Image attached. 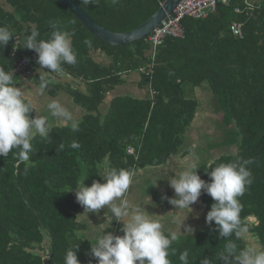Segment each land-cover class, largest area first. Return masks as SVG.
Here are the masks:
<instances>
[{"label": "trees", "instance_id": "16d2710c", "mask_svg": "<svg viewBox=\"0 0 264 264\" xmlns=\"http://www.w3.org/2000/svg\"><path fill=\"white\" fill-rule=\"evenodd\" d=\"M75 1L109 30L127 32L148 19L165 0H98L87 5ZM254 3L256 7L248 9L244 0L220 1L206 18H184V36H167L153 55L147 38L126 45L106 44L57 0H0V26L14 34L6 46H0V66L14 72L19 59L26 57L32 69L25 79L39 83L41 76L48 78V95L64 92L85 112L77 131L70 125H55L49 137L37 135L29 161L20 162L15 150L0 156V264H64L66 251L77 244L81 264H97L92 255L84 253L87 241L78 235L85 224L78 220L82 206L76 202L74 184L81 175L88 176L86 186L93 180L102 183L101 165H107V171H135L161 165L176 155L199 106L197 99L186 96L184 86L204 82L223 111L227 145L235 151L200 162L198 175L208 181L207 172L220 163L254 161L247 166L253 182L238 197L240 217L264 248V2ZM237 6L242 12L234 11ZM51 19H59L65 30L74 32L72 44L78 62L62 65V76L41 69L33 50L18 48L33 27L39 38L47 39ZM233 21L243 23V37L232 34ZM97 51L109 61H97L93 55ZM131 72L139 75L140 87L151 88L153 95L114 96L102 114L100 108L108 94ZM15 75L19 87L25 79ZM30 115L35 117L34 112ZM74 141L78 148L71 147ZM129 146L133 154L127 152ZM70 186L73 191L66 193ZM198 199L207 215L213 199L203 192ZM114 226L110 231L123 235L121 226ZM225 242L213 222L194 235L179 236L172 245L176 255L170 259L172 264H180V252L188 249L192 264H199L203 258H214ZM237 243L248 247L244 238Z\"/></svg>", "mask_w": 264, "mask_h": 264}, {"label": "clouds", "instance_id": "9594fccd", "mask_svg": "<svg viewBox=\"0 0 264 264\" xmlns=\"http://www.w3.org/2000/svg\"><path fill=\"white\" fill-rule=\"evenodd\" d=\"M112 2L117 3L118 0ZM82 3L95 4L98 0H82ZM48 23L51 32L47 39L39 38V31L33 27L18 48L33 50L41 69L47 68V73L62 76V65L74 66L78 62L72 44L74 32L65 30L59 19H51ZM13 37V32L7 26H0V46H6ZM84 43L91 46L90 40ZM15 76L12 70L7 71L0 66V156L7 157L15 150V157L20 162H26L33 152L32 140L37 135L49 137L53 120L70 124L73 131L78 130V123L71 111L58 100H52L46 105L53 119L43 115L31 116L30 113L35 111L34 106L26 99L22 89L17 87ZM49 83L48 78H39V95L46 92ZM71 147L78 148L79 144L74 141ZM252 163V159L220 163L207 172L209 180L206 181L198 175L199 161L194 158L183 170L169 177L168 183L174 190L175 198H162L167 199L175 209L191 212L190 206L198 201L202 192L214 201L207 212L206 223L211 226L214 222L219 237L225 238L226 242L214 258H203L199 264H217V261L223 264H264V249L241 247L237 243L249 231L241 221L242 205L238 197L253 182L252 172L247 167ZM134 175L131 169L111 168L100 175L103 183L93 180L90 186H86L88 176L81 175L74 184L76 202L83 206L84 213H98L100 209L107 208L115 221L122 222L120 231L123 235H115L111 231L95 235V242L91 243V255L97 264H172L170 257L176 255L172 245L179 240L180 234L192 235L195 229L184 225L187 216H174L171 223L178 225L179 232L166 231L161 221L149 214L145 207L133 204L126 194ZM72 191L73 187L70 186L66 193ZM78 248L79 244L66 251L64 264H81L77 255ZM191 255L188 249L180 252V264H192Z\"/></svg>", "mask_w": 264, "mask_h": 264}, {"label": "crops", "instance_id": "0c3cea01", "mask_svg": "<svg viewBox=\"0 0 264 264\" xmlns=\"http://www.w3.org/2000/svg\"><path fill=\"white\" fill-rule=\"evenodd\" d=\"M253 1L255 2L256 0H253ZM93 55L97 61H100V62H108L109 61V57L102 55L99 51L95 52ZM43 74H46V71H43ZM139 81H140V78H139L138 74H134V73H132L131 75L125 74L124 75V82L121 85H118L110 94H108L106 102L104 104H102V106L100 108L101 113L104 114L108 110V103H109L110 99L113 98L114 96L127 95V96H133V97H137V98L147 97L149 95V89L140 87ZM24 82L29 83L28 86L26 87V88H28V89H26V91L29 90L30 94H32L30 92V91H32L34 93V95H38L42 99L39 102L40 103L39 108L41 111L39 113H36V114L34 111V116H37V115L49 116V119H51L50 115L47 111V108H46L47 103L51 102L52 100H58L60 103H62L60 101V99L62 100V98H63L62 95L64 94V95L68 96V94H66L64 92H60L58 94V96H56V97H51L46 92L41 96L38 94V88H39L38 82L36 83V82H34V80H29V79L28 80L25 79ZM19 87H21V86H19ZM23 92H25V91H23ZM63 105L71 111L75 120L78 123L85 113L84 110L80 106H78L74 103L69 104V102L67 100H66V103H64ZM198 114H199V110L197 111V114L195 117H197ZM221 119H223V117H221ZM55 122H57V121L53 120V126H55V125H70V124H64L61 122H59V124H54ZM192 128H194V129H192ZM192 128L191 129L188 128L189 130H187V131H193L194 132L196 127H192ZM195 132H197V134H200L198 129ZM185 134L189 138H191V140H193L195 142L194 143V145H195L196 139L192 138V136H189L187 133H185ZM184 144H185V138H184ZM194 145H191V147H188L187 145H185L186 147H184L183 149L180 148V150L178 151V153L176 155H172V156H177V158L172 157L171 158L172 161L170 159V157H171L170 156L167 159V161L161 165L146 166V167H142V168H140V167L137 168L134 171V173L136 175V178L139 176L138 177V184H139V188L141 190L135 192V181H133L132 185L129 188L128 193L126 194L127 198L133 204H140L141 206L145 207V210L149 214H151V215L155 216L157 219H159L161 221V223L164 225V228L166 231L167 230H175V231L179 232L178 225L171 223L172 217H174V216H187L185 221H184V225L192 227V225L194 223L196 224V220H197L196 211L199 210L200 212L202 211L204 213V210H205L200 199H198V201L196 203H194L190 206L192 210H191V212L188 213V211H190V210L175 209L174 207H172V205L170 203H168L167 199L162 198L165 196H167L169 198H175L174 190L170 187V185L168 183L169 177L174 176L175 172L183 170L187 166V164L189 163V160H192L194 158L196 159V158L200 157L198 155H200L202 153H208L209 152L210 154H212L211 152L213 151V149L217 148L216 144L212 146V144H210V145L208 143L206 144V142H204V140L198 141L196 144L197 146L196 145L194 146ZM181 156L183 159L181 158ZM206 156H209V154ZM219 156L214 157V158H213V156H210L208 158V160H204V161L211 162L214 159L218 158ZM166 164H168V165H166ZM101 166H102V168H101L102 172L106 173L107 172V165H101ZM135 175H134V177H135ZM154 177H156V178L154 179ZM103 182H104V180L102 181V183ZM155 182H156V184H155ZM147 185H151L152 188L158 187L157 188L158 195H155L154 190L151 187H147ZM153 195H155V197ZM193 209H194V211H193ZM100 210L103 212L104 215H97V213H91V212L90 213H87V212L84 213L85 210L82 206L81 210L77 214L78 220L85 224V227L82 230L78 231V235L87 241V244H86L85 249H84V253L87 255H91V252H90L91 243L95 242V235H97L103 231H105V232L110 231L113 227H115L114 226L115 223H118L119 226L122 227V222H117L113 219V216H110V212H111L110 209L102 208ZM92 215H95L96 219H94L92 217ZM96 220H98L99 224H95ZM199 225L201 227V219L199 221ZM183 231H184V228L182 226L181 232H183ZM181 235H190V234H180V236ZM192 235H194V234H192Z\"/></svg>", "mask_w": 264, "mask_h": 264}, {"label": "rangeland", "instance_id": "374dc122", "mask_svg": "<svg viewBox=\"0 0 264 264\" xmlns=\"http://www.w3.org/2000/svg\"><path fill=\"white\" fill-rule=\"evenodd\" d=\"M256 1L264 2V0H256ZM6 7H7V9H10L9 6H6ZM132 73L137 74L136 72H131L129 74L131 75ZM28 84L29 83H27V82H23L21 84L20 88L23 91H25L24 93L26 94L25 95L26 98L32 102L34 109H35V114H36V113H39L41 111L39 108L40 107L39 102L42 99L40 96L34 95V93L32 91H30L32 94L29 93V90L26 91V89H28V88H26L28 86ZM184 91H185L186 96L197 99L198 104H199V106H198L199 114L197 117H195L193 124L189 127V129H191L192 127H196V128H195L194 132L193 131H187L186 133L189 136H192V138L196 139V144L198 141L204 140V142H206V144L207 143L209 145L212 144V146L215 144L217 145V148L213 149V151L211 152L212 154H210L208 152V153H202V154L198 155L200 157H198L196 159H198L199 163L204 161V160H208V158L210 156H213V158H214V157L219 156L222 153L235 151L234 146L227 145L229 142L227 141L228 138H227V134H226L225 128H224L225 126L223 125L222 119H221V117H223V115H222L223 111L220 109L219 105L217 104L216 96L212 92V90L210 89L208 82H204L200 86H193V85L187 84L184 86ZM62 96H63V98H62V100L60 99V101L63 104L66 103V100L69 102V104L74 103L71 100L72 98L69 95L66 96L63 94ZM51 119H53V118H51ZM54 124H59V121L55 122ZM192 129H194V128H192ZM197 129L199 130L200 134H197V132H195V131H197ZM184 138H185V144L181 147L182 149L184 147H186L185 145H187L188 147H191V145H194L195 142L193 140H191V138H189L186 134H185ZM208 154H209V156H206ZM172 157L177 158V156H171L170 159ZM181 158H182V156H181ZM171 161H172V159H171ZM190 162H191V160H189V163ZM166 165H168V164H166ZM138 177L136 178V175H135V177L133 178V181H135V192L141 190L139 188V184H138ZM155 178L156 177H154V179ZM147 187L152 188L151 185H147ZM157 188L158 187L152 188L155 192V195H158ZM155 195H153V196L155 197ZM172 207H174V206L172 205ZM193 211H194V209H193ZM97 215H104V214L101 210H99ZM110 216H112L111 212H110ZM196 216H197L196 224L194 223L192 225V227L195 229L193 234H196L197 232L201 231L207 225V223H206V211L205 210H204V213L202 211L200 212L199 210H197ZM92 217L94 219H96L95 215H92ZM200 219H201V227L199 225ZM251 221H253V219H251ZM95 224H99L98 220L95 221ZM244 239L247 242L248 246H255L258 249H264L259 244L257 238L255 236H253L249 231L246 234V236L244 237Z\"/></svg>", "mask_w": 264, "mask_h": 264}, {"label": "built area", "instance_id": "2783aa9c", "mask_svg": "<svg viewBox=\"0 0 264 264\" xmlns=\"http://www.w3.org/2000/svg\"><path fill=\"white\" fill-rule=\"evenodd\" d=\"M229 4L231 0H181L174 10V13L168 16L162 23L152 32L147 38L151 47L152 54L154 55L158 46H160L167 36L171 37H183L184 26L182 20L186 17H193L197 19L206 18L210 13H213L219 2ZM248 9H254L256 7L253 0H244ZM235 12H242L240 7H235ZM230 30L236 37H243V23L240 21H233L230 24ZM31 66L29 60L26 57H22L17 62L14 72L22 78H27L31 74ZM143 70V69H141ZM147 74L150 70H144ZM150 96L153 95V91L149 90ZM127 152L134 153V149L129 146Z\"/></svg>", "mask_w": 264, "mask_h": 264}, {"label": "water", "instance_id": "95a60500", "mask_svg": "<svg viewBox=\"0 0 264 264\" xmlns=\"http://www.w3.org/2000/svg\"><path fill=\"white\" fill-rule=\"evenodd\" d=\"M68 8L73 15L101 41L108 45H126L136 40L148 38L152 32L174 13L181 0H165L160 7L143 23L127 32H116L101 25L75 0H57Z\"/></svg>", "mask_w": 264, "mask_h": 264}]
</instances>
